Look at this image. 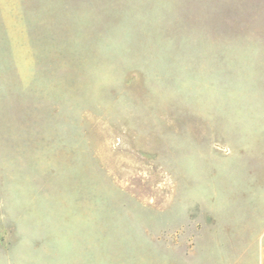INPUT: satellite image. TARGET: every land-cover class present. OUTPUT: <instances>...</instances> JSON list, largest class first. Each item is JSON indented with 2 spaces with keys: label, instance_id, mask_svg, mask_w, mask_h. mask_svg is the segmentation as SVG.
Returning a JSON list of instances; mask_svg holds the SVG:
<instances>
[{
  "label": "rangeland",
  "instance_id": "374dc122",
  "mask_svg": "<svg viewBox=\"0 0 264 264\" xmlns=\"http://www.w3.org/2000/svg\"><path fill=\"white\" fill-rule=\"evenodd\" d=\"M93 7L0 22V264H217L264 204V0Z\"/></svg>",
  "mask_w": 264,
  "mask_h": 264
},
{
  "label": "crops",
  "instance_id": "0c3cea01",
  "mask_svg": "<svg viewBox=\"0 0 264 264\" xmlns=\"http://www.w3.org/2000/svg\"><path fill=\"white\" fill-rule=\"evenodd\" d=\"M109 3L110 0H0V22L9 36L19 35L27 30L25 22L93 18L102 13L99 9L95 12L94 5ZM227 209L228 219L217 221V264H264V204L261 208H235V216L233 208Z\"/></svg>",
  "mask_w": 264,
  "mask_h": 264
}]
</instances>
